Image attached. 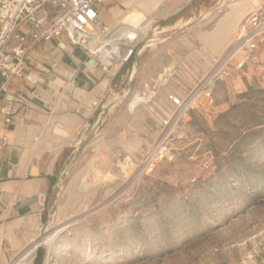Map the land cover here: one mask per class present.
Wrapping results in <instances>:
<instances>
[{"label":"rangeland","instance_id":"obj_1","mask_svg":"<svg viewBox=\"0 0 264 264\" xmlns=\"http://www.w3.org/2000/svg\"><path fill=\"white\" fill-rule=\"evenodd\" d=\"M204 25L198 21L176 33L192 35ZM152 28L146 25L140 42ZM193 75L199 80L203 73ZM158 76L139 72L128 81L126 75L116 105L61 176L54 217L36 237L42 240L31 264H264V131L242 139L239 123L237 131L216 124L232 106L246 104L240 109L246 115L250 104L263 105L264 95L253 93L264 92V36L240 80L217 83L214 104L201 98L182 119L171 142L174 159L139 176L143 152L162 129L165 96L175 85L171 74L163 85L146 87L149 79L162 80ZM248 90L258 102L242 97ZM135 93L146 101L129 113Z\"/></svg>","mask_w":264,"mask_h":264},{"label":"crops","instance_id":"obj_2","mask_svg":"<svg viewBox=\"0 0 264 264\" xmlns=\"http://www.w3.org/2000/svg\"><path fill=\"white\" fill-rule=\"evenodd\" d=\"M257 3L102 0L95 4L100 26L147 22L153 27L141 42L140 31L130 65L109 72L86 49L72 45L65 37L49 41L26 38L23 74L0 77V264H12L50 224L61 176L90 131L116 105L126 75L133 81L139 72L158 73L162 80L144 82L154 88L163 85V78L176 74L168 94L184 97L189 92L187 84L198 81L193 74L204 75L210 70ZM58 13L55 8L44 7L36 16L52 20ZM198 21L204 22L203 30L188 36L176 33ZM31 29L27 21L18 33ZM183 74H190V80L182 78ZM136 95L140 96L135 93L132 98ZM166 96L165 108L160 109L162 118L171 110ZM3 109L11 112L9 122Z\"/></svg>","mask_w":264,"mask_h":264},{"label":"built area","instance_id":"obj_3","mask_svg":"<svg viewBox=\"0 0 264 264\" xmlns=\"http://www.w3.org/2000/svg\"><path fill=\"white\" fill-rule=\"evenodd\" d=\"M102 0H0V77L9 79L21 76L25 68L28 36L34 40L49 41L65 37L72 45L86 49L96 62L109 72L119 70L132 55L134 46H124L119 35L120 26H100L95 4ZM257 6L241 21L238 32L227 50L214 60L210 70L205 73L182 98L168 94L167 101L171 111L167 118L161 119L162 129L157 141L147 150L137 168L139 176L147 175L160 161L174 159L171 142L182 119L187 113L206 100V106L214 104L213 87L227 80H240L244 68L257 56L260 42L264 36V0H257ZM44 7L59 10L52 20L38 18L37 12ZM32 24V29L18 33V28L25 22ZM99 28L100 32H96ZM115 47L112 58L105 60L96 52L97 46ZM124 58L116 64L120 49ZM6 122H9V109H3ZM21 256V255H20ZM20 256L12 263L16 264Z\"/></svg>","mask_w":264,"mask_h":264},{"label":"bare ground","instance_id":"obj_4","mask_svg":"<svg viewBox=\"0 0 264 264\" xmlns=\"http://www.w3.org/2000/svg\"><path fill=\"white\" fill-rule=\"evenodd\" d=\"M141 22V20H140ZM134 23V22H133ZM136 25V24H135ZM146 25H148L147 22H143V23H139L135 28H130L128 26H122L118 28L119 29V35H122V37L120 38L122 44L124 46H134L135 43L140 39V31H141V37H142V32L143 29L146 27ZM97 51L98 53H100L103 58L105 60H110L112 58V50H116L115 47H108L106 48L105 46H97ZM123 52H127L126 49H120V54L119 57L116 59V64L119 65L120 61L124 58V54ZM144 100V98L142 96H134L130 103L128 104V111L131 113L133 112V110L140 104L142 103ZM125 168V166H124ZM127 168V167H126ZM84 207V206H83ZM86 207V206H85ZM81 213V212H80ZM55 224V223H54ZM62 228V227H61ZM59 230V228H58ZM57 230V231H58ZM55 231H51L45 238V241H48L52 238V236L57 232ZM49 232V231H48ZM42 240V237L40 238H36L32 240V244L29 245L21 254L19 261L16 264H31V260L34 257L35 254V249L37 248V246L40 244V241ZM17 259V258H16ZM15 261V260H14Z\"/></svg>","mask_w":264,"mask_h":264},{"label":"trees","instance_id":"obj_5","mask_svg":"<svg viewBox=\"0 0 264 264\" xmlns=\"http://www.w3.org/2000/svg\"><path fill=\"white\" fill-rule=\"evenodd\" d=\"M249 93H244L242 95L243 98L246 96L252 97L251 99L253 101H257L255 96H251L252 90H248ZM260 93L264 95V92H254L253 94ZM263 105L258 106V104H250L248 107L249 112L251 114H243L240 109L244 106H247L246 104H240L232 106L227 112L220 114L216 119V124L218 125H224L227 128L230 129H236V131L240 128L235 126L234 123H239L241 125V131L243 134L242 139L247 138L248 136L252 134H257L264 131V116H258L256 113L260 111L264 115V99L261 100ZM251 111H254L253 113ZM232 120V121H231ZM243 127V128H242ZM239 132V133H240ZM241 139V140H242ZM243 163V162H242Z\"/></svg>","mask_w":264,"mask_h":264}]
</instances>
